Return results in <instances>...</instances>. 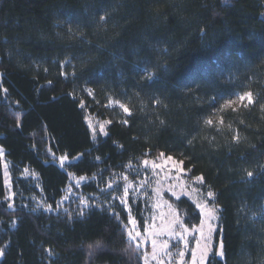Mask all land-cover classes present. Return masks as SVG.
<instances>
[{
    "label": "trees",
    "instance_id": "16d2710c",
    "mask_svg": "<svg viewBox=\"0 0 264 264\" xmlns=\"http://www.w3.org/2000/svg\"><path fill=\"white\" fill-rule=\"evenodd\" d=\"M247 92L252 104L223 107ZM111 98L130 114L93 141L80 103L105 117ZM0 147L51 207L67 172L171 155L219 208L223 258L206 264H264V0H0ZM51 153L79 159L65 171ZM4 197L0 157V264H142L123 214L9 211ZM173 203L198 224L191 202Z\"/></svg>",
    "mask_w": 264,
    "mask_h": 264
},
{
    "label": "rangeland",
    "instance_id": "374dc122",
    "mask_svg": "<svg viewBox=\"0 0 264 264\" xmlns=\"http://www.w3.org/2000/svg\"><path fill=\"white\" fill-rule=\"evenodd\" d=\"M243 94L226 99L223 107L237 109L252 104L253 94L250 93L251 102L247 97L240 101L239 97ZM228 101L234 103L226 106ZM80 106L84 109L85 123L93 141L106 135L112 121L125 122L130 114L126 104L113 98L100 106L108 110L105 117L90 113L84 101ZM0 157L5 187L3 202L9 211L26 209L57 214L72 210L83 214L97 209L114 214L119 219L123 214L126 236L140 251L142 264H206L212 255L223 258L221 243L215 241L219 208L214 203V194L203 188L201 176L191 177L189 171L183 168L182 160L171 155L147 157L127 164L122 172L107 176H76L67 172L68 183L54 207L44 200L35 171L24 167L15 177L1 147ZM50 158L52 163L67 171V166L79 156L71 159L51 153ZM16 180H22L25 189L21 183H15ZM87 185L93 186L94 191L85 189ZM181 198L195 206L200 215L198 224H184L182 214L173 203ZM5 248V245H0V260Z\"/></svg>",
    "mask_w": 264,
    "mask_h": 264
},
{
    "label": "snow or ice",
    "instance_id": "6c2138e0",
    "mask_svg": "<svg viewBox=\"0 0 264 264\" xmlns=\"http://www.w3.org/2000/svg\"><path fill=\"white\" fill-rule=\"evenodd\" d=\"M245 97L248 98L249 102L252 101V97H251V94H250V93H245V94L241 95V96L239 97V100H240V101H243V100L245 99ZM233 103H234V101H228L226 106H231ZM207 123H212V121H211V120H208ZM248 175L251 176L252 173L249 172ZM208 195L211 196L212 193L209 192ZM210 215H211V213H210ZM89 247L91 248L92 246L90 245ZM221 247H222V245H221Z\"/></svg>",
    "mask_w": 264,
    "mask_h": 264
}]
</instances>
